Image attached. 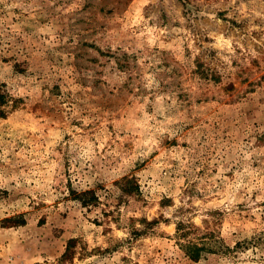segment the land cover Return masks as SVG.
<instances>
[{"label": "rangeland", "instance_id": "1", "mask_svg": "<svg viewBox=\"0 0 264 264\" xmlns=\"http://www.w3.org/2000/svg\"><path fill=\"white\" fill-rule=\"evenodd\" d=\"M0 264H264V0H0Z\"/></svg>", "mask_w": 264, "mask_h": 264}, {"label": "trees", "instance_id": "2", "mask_svg": "<svg viewBox=\"0 0 264 264\" xmlns=\"http://www.w3.org/2000/svg\"><path fill=\"white\" fill-rule=\"evenodd\" d=\"M82 202L84 203L85 202V200L83 201L82 200ZM73 242V240H69L68 242H67V245H66V248H65V251H64V253H63V255H62V258H69L70 259V257H71V246H73L72 243ZM186 247H188L187 248V250H186V253L191 257V258H198L200 255V253H201V251L204 249V245L203 246H198V244H187L186 245Z\"/></svg>", "mask_w": 264, "mask_h": 264}]
</instances>
